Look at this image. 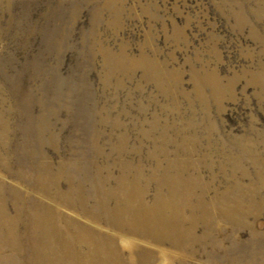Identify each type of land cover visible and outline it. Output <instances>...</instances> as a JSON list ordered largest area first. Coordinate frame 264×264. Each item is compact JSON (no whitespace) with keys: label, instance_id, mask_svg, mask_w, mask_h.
<instances>
[{"label":"rangeland","instance_id":"rangeland-1","mask_svg":"<svg viewBox=\"0 0 264 264\" xmlns=\"http://www.w3.org/2000/svg\"><path fill=\"white\" fill-rule=\"evenodd\" d=\"M164 141L168 155L155 153ZM140 166L143 178H199L208 187L191 203L202 198L224 237L208 238L216 248L208 240L156 245L126 229V264L140 259L127 256L131 249H146L154 264H264L257 252L264 250V0H0L5 221L16 216V196L28 204L38 195L27 182L37 173L61 178L64 192V178L87 181L99 168L103 177L132 179ZM236 182L242 188L233 198ZM147 189L152 210L157 186ZM216 197L235 205V216L223 209L217 217ZM197 209L178 212L185 228L191 215L201 219ZM58 211L73 223L57 230L76 237V224L94 229L79 210ZM252 231L261 242L251 243ZM83 238L75 249L88 264L93 250Z\"/></svg>","mask_w":264,"mask_h":264},{"label":"bare ground","instance_id":"bare-ground-1","mask_svg":"<svg viewBox=\"0 0 264 264\" xmlns=\"http://www.w3.org/2000/svg\"><path fill=\"white\" fill-rule=\"evenodd\" d=\"M126 136L127 134L125 138ZM122 140L125 141L124 138ZM165 143L164 141L160 147H157L155 153L168 155ZM185 154L190 157V152L186 151ZM180 164L173 162L171 166L178 167ZM142 173L143 168L140 166L135 178H127L125 173L119 178H111L110 173L103 177L101 169L97 168L95 177L87 181L64 178L68 185V189L64 192L59 187L61 178H43L38 173L37 178H27V182L38 195L28 204L24 198L16 196L13 202L16 216L10 222L5 221L6 198L0 196V264H66L67 260L80 264V254L75 249L79 236L84 237L81 242L93 250L88 264H126L123 260L125 253L121 250L123 249L121 244L127 239L120 234L126 229L136 235L144 233L151 235L156 245L169 242L170 246L178 244L191 247L198 243L202 244L216 232L224 237L223 233L214 227L210 215L203 206L201 207L202 198L199 197L200 201L197 200L195 205L191 203L196 194H201L208 187L199 178H182L181 176L184 175L182 172H176L174 175L165 172L161 178H143ZM141 184H144L143 189L140 187ZM152 184L157 186L155 198L157 206L149 210L143 198L147 194L148 186ZM51 186L58 187L56 194L49 191ZM241 188L240 183L234 184L233 198ZM1 189L3 188L0 184ZM163 189L167 190L166 193H163ZM229 195V192H225L223 197L227 198ZM165 201L166 204L162 205ZM220 201L221 198L216 197L211 204L216 210L215 215L222 217L223 209H227L235 216L236 206L219 205ZM60 207L79 210L87 216L88 221L94 225V229L85 224H76L79 226L76 237L69 236L65 230H57L64 224L73 223L59 213ZM190 207L193 212L198 211L197 207L200 208L201 219L194 220L199 216L191 215L189 220L192 225L185 228L184 219L182 215H178V212ZM197 220H200L199 224L207 228L203 237L196 235ZM98 222H103L106 227L117 230L116 235L122 238L103 231L98 226ZM22 227L29 234L25 237L29 247L23 244L24 237L19 231ZM252 235V244L261 242L258 234L252 231ZM233 240H235L234 243L239 241L235 237ZM208 242L211 248H216L210 240ZM238 248L235 251L239 252ZM256 249L259 250V247ZM257 252L264 254V250ZM127 256L140 257L138 264H150L151 260L154 264L152 254L146 249L139 251L131 249Z\"/></svg>","mask_w":264,"mask_h":264}]
</instances>
